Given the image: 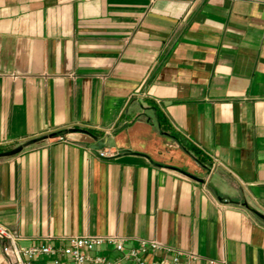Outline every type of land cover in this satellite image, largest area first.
<instances>
[{
  "label": "crops",
  "instance_id": "obj_1",
  "mask_svg": "<svg viewBox=\"0 0 264 264\" xmlns=\"http://www.w3.org/2000/svg\"><path fill=\"white\" fill-rule=\"evenodd\" d=\"M34 140L0 158L20 247L264 264V0H0V149Z\"/></svg>",
  "mask_w": 264,
  "mask_h": 264
},
{
  "label": "built area",
  "instance_id": "obj_2",
  "mask_svg": "<svg viewBox=\"0 0 264 264\" xmlns=\"http://www.w3.org/2000/svg\"><path fill=\"white\" fill-rule=\"evenodd\" d=\"M110 156L113 155L107 150L99 151L100 158ZM0 238L10 264H34L44 258L51 259L50 264H198L200 260L196 253L175 250L157 241L142 240L134 247H127L124 239L117 236H78L69 238L67 246L46 243L22 248L21 237L0 225ZM107 247L113 249L115 257L99 253Z\"/></svg>",
  "mask_w": 264,
  "mask_h": 264
},
{
  "label": "water",
  "instance_id": "obj_3",
  "mask_svg": "<svg viewBox=\"0 0 264 264\" xmlns=\"http://www.w3.org/2000/svg\"><path fill=\"white\" fill-rule=\"evenodd\" d=\"M39 140H34L30 143H26L25 145H22V146H19L15 149H12L10 151H6V152H3V153H0V158H6V157H11V156H15L19 153H21L23 151V149L25 147H27L28 145H31L33 143H37ZM233 202V201H232ZM234 203V202H233ZM247 208H248V205L247 204H244ZM253 213H255L258 217H260L261 219L264 220V215L258 213L257 211L253 210V209H250Z\"/></svg>",
  "mask_w": 264,
  "mask_h": 264
},
{
  "label": "trees",
  "instance_id": "obj_4",
  "mask_svg": "<svg viewBox=\"0 0 264 264\" xmlns=\"http://www.w3.org/2000/svg\"><path fill=\"white\" fill-rule=\"evenodd\" d=\"M0 152H3V149H0Z\"/></svg>",
  "mask_w": 264,
  "mask_h": 264
}]
</instances>
